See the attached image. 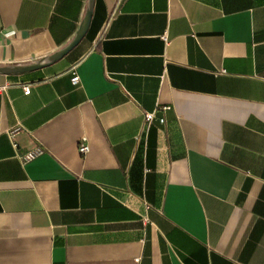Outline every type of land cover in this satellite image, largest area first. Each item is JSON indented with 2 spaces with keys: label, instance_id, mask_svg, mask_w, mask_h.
Returning <instances> with one entry per match:
<instances>
[{
  "label": "crops",
  "instance_id": "crops-1",
  "mask_svg": "<svg viewBox=\"0 0 264 264\" xmlns=\"http://www.w3.org/2000/svg\"><path fill=\"white\" fill-rule=\"evenodd\" d=\"M88 4L0 0V67ZM0 88V264H264V0H95Z\"/></svg>",
  "mask_w": 264,
  "mask_h": 264
},
{
  "label": "water",
  "instance_id": "water-1",
  "mask_svg": "<svg viewBox=\"0 0 264 264\" xmlns=\"http://www.w3.org/2000/svg\"><path fill=\"white\" fill-rule=\"evenodd\" d=\"M94 2L95 0H89L88 4V10L85 18V22L82 24L80 31L75 36V38L63 49L55 52L54 54L43 58L41 60H38L37 62H34L32 64L28 65H19V66H8V67H0V73L2 74H14V73H22L32 70H37L40 68L47 67L51 64H54L58 60L65 57L68 53H70L85 37L90 23L92 19L93 14V8H94Z\"/></svg>",
  "mask_w": 264,
  "mask_h": 264
},
{
  "label": "built area",
  "instance_id": "built-area-1",
  "mask_svg": "<svg viewBox=\"0 0 264 264\" xmlns=\"http://www.w3.org/2000/svg\"><path fill=\"white\" fill-rule=\"evenodd\" d=\"M165 38V37H163ZM72 84L74 86H78L80 84V77L77 73L76 67L72 68V78H71ZM5 88H0V94L3 92ZM31 88L29 86L24 87V94L28 95L30 94ZM145 122L150 123L151 121L155 120L156 114L154 112L152 113H146L145 116ZM161 123L164 122V119L159 120ZM9 137L11 140L14 138L15 130L9 131ZM14 147L17 148V144L14 143ZM78 151L81 155H86L90 152V146L87 144L85 140H83L78 147ZM44 153V149L42 147H35L23 154H18L19 159L23 164L28 163L30 161L35 160L36 158L40 157Z\"/></svg>",
  "mask_w": 264,
  "mask_h": 264
}]
</instances>
